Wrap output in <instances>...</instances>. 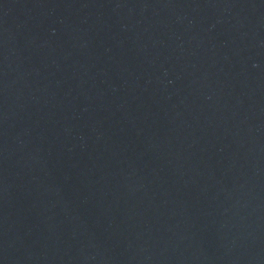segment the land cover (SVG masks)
Returning <instances> with one entry per match:
<instances>
[{
    "label": "water",
    "instance_id": "water-1",
    "mask_svg": "<svg viewBox=\"0 0 264 264\" xmlns=\"http://www.w3.org/2000/svg\"><path fill=\"white\" fill-rule=\"evenodd\" d=\"M0 264H264V0H0Z\"/></svg>",
    "mask_w": 264,
    "mask_h": 264
}]
</instances>
